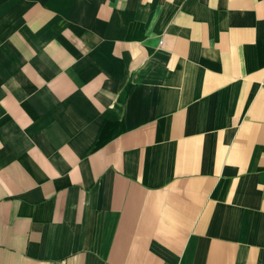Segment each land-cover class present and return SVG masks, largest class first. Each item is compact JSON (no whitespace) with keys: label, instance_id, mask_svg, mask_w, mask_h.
Returning <instances> with one entry per match:
<instances>
[{"label":"crops","instance_id":"1","mask_svg":"<svg viewBox=\"0 0 264 264\" xmlns=\"http://www.w3.org/2000/svg\"><path fill=\"white\" fill-rule=\"evenodd\" d=\"M0 264H264V0H0Z\"/></svg>","mask_w":264,"mask_h":264}]
</instances>
